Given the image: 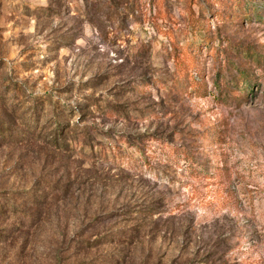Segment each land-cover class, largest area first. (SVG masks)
<instances>
[{"label":"rangeland","instance_id":"374dc122","mask_svg":"<svg viewBox=\"0 0 264 264\" xmlns=\"http://www.w3.org/2000/svg\"><path fill=\"white\" fill-rule=\"evenodd\" d=\"M2 202L0 264H264V0H0Z\"/></svg>","mask_w":264,"mask_h":264},{"label":"trees","instance_id":"16d2710c","mask_svg":"<svg viewBox=\"0 0 264 264\" xmlns=\"http://www.w3.org/2000/svg\"><path fill=\"white\" fill-rule=\"evenodd\" d=\"M173 59H176V62H177V58L176 57L173 58ZM186 76H187L186 74H182V77L185 78ZM238 76H237V79L238 80H240V79L243 80L244 79V77L241 74H239ZM224 94L226 95L225 92H224ZM228 94H231V93H228ZM223 99H225L224 96H223ZM67 111H68V109H67ZM97 111L99 112V110H97ZM54 116L55 117H53L52 121H48V124L50 125V128H53L54 127V129L53 130H50V132L47 135L46 134L43 135V139L42 140L46 139L51 144L58 145L60 142L63 141V138L66 137V135L69 133V127L66 126L64 124V122L60 121V119L58 118V113H56V111H55ZM31 126L34 127V125H31ZM62 132H63V135H61ZM75 132H77V131H75ZM82 132H83V130H82ZM143 136L148 137V138H149V136L152 137V135H149V134H145ZM41 192L42 191L39 192V195H38L39 197L42 196L41 195ZM36 193H37V188H34L33 189V193H31V194L33 196H37ZM28 199H30L29 196H27V197L24 196L23 199H22V201L23 200H26L27 201ZM8 206L10 207V209H12V213H14L16 210H18L17 207L13 206L12 204L9 205L8 202H2V203H0V216H5L6 215V212L9 210V207ZM19 212H20L19 214H21L22 216H24L26 214V212L24 210L23 211L20 210Z\"/></svg>","mask_w":264,"mask_h":264}]
</instances>
